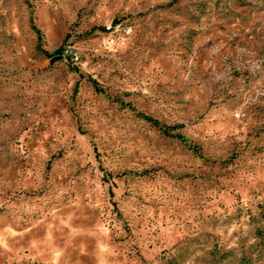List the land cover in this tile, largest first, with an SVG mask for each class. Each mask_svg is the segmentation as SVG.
Instances as JSON below:
<instances>
[{"label": "rangeland", "instance_id": "1", "mask_svg": "<svg viewBox=\"0 0 264 264\" xmlns=\"http://www.w3.org/2000/svg\"><path fill=\"white\" fill-rule=\"evenodd\" d=\"M0 264H264V0H0Z\"/></svg>", "mask_w": 264, "mask_h": 264}, {"label": "trees", "instance_id": "2", "mask_svg": "<svg viewBox=\"0 0 264 264\" xmlns=\"http://www.w3.org/2000/svg\"><path fill=\"white\" fill-rule=\"evenodd\" d=\"M149 121H150V119H148ZM155 123V122H154ZM155 124H157V123H155ZM164 134H167L168 135V133H167V131L166 130H164ZM177 138H182L181 136H178Z\"/></svg>", "mask_w": 264, "mask_h": 264}]
</instances>
